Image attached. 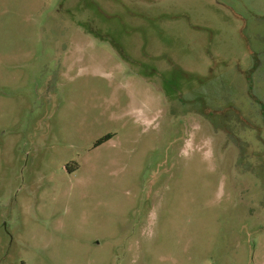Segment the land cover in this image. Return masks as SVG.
Returning a JSON list of instances; mask_svg holds the SVG:
<instances>
[{
	"label": "rangeland",
	"instance_id": "374dc122",
	"mask_svg": "<svg viewBox=\"0 0 264 264\" xmlns=\"http://www.w3.org/2000/svg\"><path fill=\"white\" fill-rule=\"evenodd\" d=\"M0 264H264V0H0Z\"/></svg>",
	"mask_w": 264,
	"mask_h": 264
}]
</instances>
